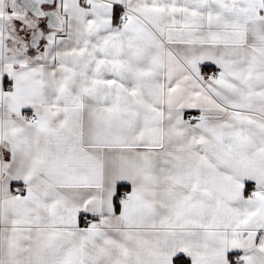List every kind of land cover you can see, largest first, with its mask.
<instances>
[{
    "label": "snow or ice",
    "instance_id": "snow-or-ice-1",
    "mask_svg": "<svg viewBox=\"0 0 264 264\" xmlns=\"http://www.w3.org/2000/svg\"><path fill=\"white\" fill-rule=\"evenodd\" d=\"M0 264H264V0H0Z\"/></svg>",
    "mask_w": 264,
    "mask_h": 264
}]
</instances>
